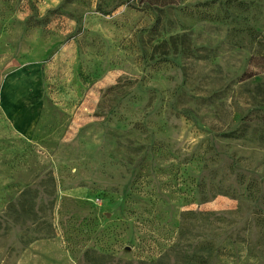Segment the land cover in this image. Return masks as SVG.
Instances as JSON below:
<instances>
[{"label":"rangeland","instance_id":"374dc122","mask_svg":"<svg viewBox=\"0 0 264 264\" xmlns=\"http://www.w3.org/2000/svg\"><path fill=\"white\" fill-rule=\"evenodd\" d=\"M264 0H0V264H264Z\"/></svg>","mask_w":264,"mask_h":264},{"label":"trees","instance_id":"16d2710c","mask_svg":"<svg viewBox=\"0 0 264 264\" xmlns=\"http://www.w3.org/2000/svg\"><path fill=\"white\" fill-rule=\"evenodd\" d=\"M178 0H146V3L148 4H155L159 6H166L170 4L176 3ZM254 62V68L256 67V71H246L244 73L245 79H250L254 77L255 75L262 74L264 73V57H252L250 59V63ZM249 121H254L257 123H260L261 125L264 126V108L262 110L261 116L257 118V120H249Z\"/></svg>","mask_w":264,"mask_h":264}]
</instances>
